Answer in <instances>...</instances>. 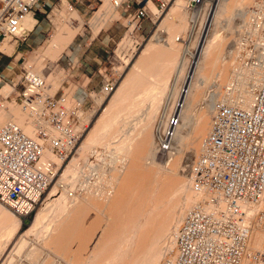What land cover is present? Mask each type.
<instances>
[{
  "label": "built area",
  "instance_id": "1",
  "mask_svg": "<svg viewBox=\"0 0 264 264\" xmlns=\"http://www.w3.org/2000/svg\"><path fill=\"white\" fill-rule=\"evenodd\" d=\"M170 1L108 0L120 6V12L124 8L131 14L132 29H141L143 20L152 21L155 12L148 2L159 14ZM186 1L190 6L197 2ZM46 3L0 0V40L23 41L28 31L17 33L22 15L43 12ZM242 10L248 15L247 26L237 22L241 33L233 38V46L242 47L235 68L245 72L250 98L246 103L218 98L211 104L209 128L190 166L203 194L172 227L169 251L159 264H243V257H248V264L263 262L264 253L246 250L245 243L251 218L248 207L264 199V0H252ZM15 63L8 59L0 66V86L12 87L0 92V108L16 104L31 128L25 131L13 119L0 123V204L23 220L50 183L61 186L58 170L74 149L81 108L78 100L66 103L40 74L24 65L18 66L15 79L9 76ZM236 83L225 84V94L233 92ZM111 88L112 81L106 80L100 91ZM173 120L171 115L169 122ZM166 135L160 138L161 154L168 149ZM259 213L264 222V212Z\"/></svg>",
  "mask_w": 264,
  "mask_h": 264
},
{
  "label": "bare ground",
  "instance_id": "2",
  "mask_svg": "<svg viewBox=\"0 0 264 264\" xmlns=\"http://www.w3.org/2000/svg\"><path fill=\"white\" fill-rule=\"evenodd\" d=\"M171 1L173 4L171 5L168 13L166 12L167 14L166 13L164 14L166 16H164L165 18L162 19L163 22L166 19H168L167 22L171 23L170 27L173 26L175 29L177 30L180 29L179 31H182L185 28V23L187 21V18L192 17V21H194L195 23V26H194L195 28H193L192 34L190 35L192 36L191 39H194L195 36L197 35L196 33L198 32L197 30L200 27L202 16L205 14L204 12H207L208 9L210 11V14L209 13H208L209 15L207 14L209 16V18L207 17V19L208 21L210 20L209 26H207V33L206 34L204 33L205 37L203 38V43L201 42L202 43L200 45L201 47L198 46L199 48H197L196 51L190 50L191 51L190 54L192 56L191 58L194 59V61L192 62V65L189 64L187 66V70H188L186 72L187 74L184 75V79L182 80L184 88H181L179 92L175 91L176 94L178 93L177 99H174L176 100V101L173 100L174 102L171 101L173 103L171 110H173L174 120L169 122V118H170L169 117L167 121H165L166 119L163 121L161 120V122L158 121L159 125H157L158 130H156V132L154 133L155 136L153 137L152 136L153 134L152 135L149 134V137H147L148 139L145 140L146 136L143 135L145 136V138L142 139V142H140L139 148H137L134 145H133L134 147L132 146L133 147L132 148L130 145L133 143V140L130 141L131 137H129V135H131V132L128 129L125 130L124 132H121L122 128L119 129L118 127H116V121L118 122V120L116 119H114V121L111 120L115 122L114 124L110 122V120L108 119L109 117L105 118V116L102 117L100 115L93 122V125H91L92 127L88 130L78 151L81 156L83 155L84 158H86L85 155L87 156L88 155L87 153H91V155H92V152L94 151L98 153L99 150L95 149L97 148L95 147L97 143L99 144L103 142L101 143V146L103 145L106 147L109 144H115L109 147L113 149V146H114V151L116 154V158L114 160L118 161L117 163L118 165L115 164L113 160H111L113 161L114 164H112V168L110 167L111 168L110 178L109 180H107V178L105 180L104 178V181L107 182L108 185L102 186L101 176L104 177L102 175V172L105 173V169L102 167L101 169L98 168L100 163H102L103 160L106 159L105 158L106 156H104L106 154L103 153V157L105 159H103L102 162H100L99 164L90 165L91 164L90 163L87 166L89 169L86 168V170L88 171L85 170L87 174H82V177H81V174L80 176L78 175L79 170L83 168V167L82 168L80 167L81 163L80 164L78 163L80 158L73 157L69 161V163L65 165V167L63 168L62 174L61 175L58 174V181L61 183L60 184L61 186L58 187L59 184L57 183V181L56 183L52 184L53 187L50 189L51 192L49 191L50 193L48 194V198H47L45 205L37 211L36 215L34 216V219L31 221V223L28 225L26 229L22 228V224H21L22 219L16 214H14L15 216H13L11 213L12 211L10 210L11 211L10 212L4 205L1 204L3 207L0 205V264H4V262L7 261L8 258H10L11 260L13 253L16 251H20L23 247L25 246L32 247V244L35 241L34 239L37 240L38 238L39 239L41 238L42 240L46 239L45 242L47 243V246H48L47 248H50V249L53 248L61 253H65L66 251L69 250L68 241H69L70 233H71L70 235H72L73 238L75 234L78 235L77 236L78 238L83 237L82 240L78 239L79 242L83 241L84 236H86V234L88 235V237H89V234L90 235L92 234V231H91L92 228L86 229V226H82L84 224L81 223L82 221L79 219L80 217H83L82 215L84 214V212L88 208H91V207H94V209L97 208V210L100 211L103 215L105 214L103 211L106 212V210L108 209L106 212L107 217L108 216L111 217L108 219L104 218L106 219V222L104 224L105 227H103L101 230V233L98 234L97 240L94 243L95 247L93 246V249L97 248L94 256L96 257L99 255L100 256L102 255L103 261L104 262L106 261L105 264H159L162 257L166 256L165 254L168 253L169 248H170L169 244H170V235H171L172 227L182 217L184 212L203 194V191L194 183L192 179V176L190 174V166H191L192 161L194 160L193 158L196 157V155L198 154L200 141L202 137L205 135L203 133H205V131L208 128V121H206V115H209L210 113L211 104L215 102L216 100H218V98L220 99L228 98L230 100H233V99L240 100L243 103L248 102L250 98V92L248 89V85L246 84L247 76L245 72L242 71L241 67L235 68V65H240L239 56H241L242 54V47L240 45L234 46L231 49H227L228 51L225 50V52L227 51L228 53V56L225 53L226 57L230 58V59L227 58L228 62L225 63V60H223L225 58H222L224 56H221V55L219 56L218 60L220 61L221 59L220 61L221 63L218 64V61L216 62L219 65V67L218 69H216L217 71H215V73L211 76L215 78L216 80H218L217 78L219 77L221 79V80L219 79L220 81H222L223 79L224 81H227L229 79L228 83L229 81H232V80L236 81L237 86L233 92H229L228 94H225V91L223 90L221 83L216 80H213L212 78H211V84L208 85L210 75L208 74L206 75L205 73H203V67H204V63L206 62V61L204 62V57H206V55L207 57L208 55L211 56L209 53L212 54V52L214 51V50L213 51L211 50L213 48L212 40L213 38H215L214 32L220 25L221 27L223 26L220 22V19L223 20L222 18L223 17L225 18L224 20L226 22L227 27L224 28V30L229 29V28L233 29L232 26L235 25L234 23L236 21L243 22L244 27H246L248 15L244 13L243 12L244 10L242 9H244V7L247 6V3L250 4L252 0L250 1L249 0H197L194 6H190L186 0H171ZM104 2L105 3H102V5H100L97 11L98 13L97 12L96 13H97V16H101V17L106 16L105 18L106 20L108 17L109 20L107 21H110V19H112L114 16H117L118 14L117 11H119L120 6H112L108 2V0H104ZM148 6H149V9L152 11V13L155 12L154 15L157 18L159 14L155 11L152 3L148 2ZM196 7L199 10V14L197 12L198 14V17H196L197 19H195L196 11H197ZM29 14L31 13L27 11L22 15L20 24L29 21L31 17L29 16ZM235 15L236 17L238 16L237 20L234 17ZM106 20L104 22H106ZM20 24H19L17 33L21 34ZM163 25H165V23H163ZM167 25L168 24L166 23V26ZM131 27H133V24L131 25ZM67 28L68 26L66 27V29ZM23 30H25V28ZM236 33H237V36L241 33L240 28H239V32L238 30H236ZM60 35L56 34L54 36V39L52 40L50 44L52 48L58 47V45L61 43L60 39L62 38V35L61 36ZM159 35L161 37V34ZM227 36H229V34H227L226 37ZM62 39H65V37ZM2 40L11 42L5 38L1 39L0 42ZM155 41L159 43L162 40L161 38L158 37V40L155 39ZM12 42H15L17 44L16 40H12ZM168 45H169L168 49L166 48L167 46H165V51L168 52V54L170 53L171 55H173V58H175L176 53H177L176 47L171 46L170 43ZM217 45L218 43L214 44V47H216L215 49L216 55L214 53H213L214 56L212 55V57L214 58V62L216 60L215 56L217 57V54H219L217 53V51L218 52L220 51L218 48H221L220 45L219 46ZM153 46L154 44L147 43V46H145V48L143 49L144 59L145 57L149 56L151 52L153 53V51H151V49L154 48ZM170 54L168 56H171ZM186 57L184 56L181 60L182 69L184 68V65L186 64L185 63ZM212 57H211V60L213 59ZM209 58L207 59L209 60ZM147 59L148 58H146V60ZM142 60L143 59H141V61ZM140 63L137 64L138 68L141 66ZM213 65L214 64H212V70L214 68ZM230 65H231V74H229ZM216 66L217 65H215V68ZM208 68H210L209 65H208ZM152 84L151 86L154 87V85ZM156 84H158V82ZM122 85L124 86V84ZM122 85H121V88H122ZM220 86H221V89H218ZM153 87H150V88H153ZM164 87L166 86L164 85ZM203 87H205V90ZM207 87H213V90L209 91L208 90L209 88L206 89ZM157 89L159 88L157 87ZM156 91L159 92L161 91V89L156 90ZM152 92H153V89H152ZM144 93L142 92L143 96H144ZM153 93L155 94V92ZM153 93H151L150 95H152ZM199 101L201 102L205 101V106H204L205 111L203 110L204 112H201V114L199 112L198 116H196L197 114L194 116L192 114V108L195 105H197ZM119 114L121 115L120 112ZM115 116L118 117L119 115H115ZM115 116L114 118H117ZM7 119H13L16 122H19L23 126L25 131H29L31 128L30 125L26 123L25 113L16 104L11 103V104H8L4 108H0V123L4 122ZM110 119H113V118H110ZM135 129L137 130V128ZM119 131L120 133H122V135L124 133V135L118 136L117 134H119ZM166 132H167L166 137L168 140V147L170 149V150L168 149L169 150L168 152H171V150L175 149V147H176L175 150H177L178 149L177 147L183 144L184 145L188 144V146L190 144L191 162H190V165H188L189 167L187 170V175L186 176L184 175V177L186 178L180 177V175L178 174L179 171L177 172L178 170L177 164H178V161L180 160L179 158L174 159V162L172 161L171 166L168 167L167 169L165 168L166 171L162 173V175H160L161 173L159 172L160 170L158 169L159 171H157L156 169L158 168L156 167L158 166V163L154 160V154L156 151H158V149L160 150L159 148L160 142H161L160 138L161 136H164ZM139 133H142V131H140ZM139 133L137 137L139 136ZM77 135H78V132H77ZM115 135L118 136V137L116 136L118 139H120L121 137L123 138L120 141L118 140L114 141L113 139L114 142L106 140V138L112 137ZM111 139L112 138H110V140ZM132 139H135V138H132ZM136 142L138 143L139 141H136ZM130 147L132 149H130ZM188 149L189 148H187V150ZM101 154L102 153L99 152L98 155L100 157L98 158V160L99 159L101 160V157H102ZM109 154L111 155V153H108V155ZM108 158L111 159V157H108ZM143 160H145L146 162L144 163ZM87 161L88 160H86V162ZM104 163L106 164L105 161ZM143 163L145 164V166L146 164L150 166L149 163H151V165L153 164V166L155 167L152 166V168H155L156 169L155 171L159 172V177L160 176L161 177L160 178L156 177L154 175L155 171L153 170L154 171L153 172L149 168H146V169L144 168L143 170L142 169L144 165ZM81 172L82 171H80L79 173ZM181 176H183V173ZM54 188H59L58 190L62 193V195L56 199H51L49 198V195L53 194ZM112 191L114 192L111 193ZM104 208H107V209L103 210ZM259 211L264 212V199L258 200L254 204H252L250 207H248V212L251 215V218L248 223L249 229H248V234H247L246 243H245L246 250L248 251H253V252L263 251L264 252V222H263V217L260 215ZM52 213H54L53 216H52ZM54 215L55 216L57 215L60 218L55 217ZM50 216L51 218H53L52 220L50 219ZM48 217L50 220H48ZM54 218H58V219H54ZM76 219H79L78 222ZM99 219L101 220V218ZM89 229L91 233L89 232L88 234L86 232ZM80 246H81V243H80ZM55 252L56 251H54V253ZM59 252H56V253H59ZM76 252H74L75 255H76ZM69 253H73V252H68L67 254ZM72 255L75 256L74 254ZM248 260H249L248 257H243V264H248L247 263ZM261 264H264V263H261Z\"/></svg>",
  "mask_w": 264,
  "mask_h": 264
},
{
  "label": "rangeland",
  "instance_id": "3",
  "mask_svg": "<svg viewBox=\"0 0 264 264\" xmlns=\"http://www.w3.org/2000/svg\"><path fill=\"white\" fill-rule=\"evenodd\" d=\"M44 1H47V3L44 4L43 12H36L34 16L29 14V16H31L29 21L20 24L21 33H26L28 31L27 29H30L32 27L36 18L38 22H42L44 26H43V29L39 31V39L35 43V45H33L32 47L26 46L25 44L19 45L17 48V51L14 54L16 43L12 42V39L9 40L11 42L2 40L0 42V50L9 54V56L6 57L5 55H2L1 58L2 59L9 58L13 61H16V63L14 64V69H13L14 72H8V75L12 76L14 79L19 74L18 66L24 65L30 70L38 72L39 74L41 73V76L45 79L46 82L49 83L50 90L52 92H55L56 94H62L66 100V103L70 104V103H73L74 100H78L80 108H81L78 112L79 113L78 118L80 122L77 125L78 136L75 142L74 149L66 156L65 160L63 161V164L60 166V169L58 170V174L59 175L62 174L63 168L65 167V165L69 163V161L73 157L80 158L78 163L79 164L81 163L80 164L81 166L80 165L79 166L83 168L79 170V172L80 171L82 172L81 173L78 172V175L80 176L81 174V177H82V174H87L85 170L86 168L89 169L87 166L90 163H91L90 165H93V164L97 165L100 162H102L103 159L106 158L105 160H103L102 163H100L98 168L101 169L102 167L105 169V173L102 172V175L104 177L101 176L102 182L101 181L100 182L102 186H107L108 183L104 181V178L105 180L106 178L107 180H109L110 169L112 168V164H114L113 161L115 162V164L118 163V161L114 160L116 158L114 146H113V149L109 147L115 144H109L106 147L103 145L101 146V143L103 142L99 144L97 143V145H95V147L97 148L95 149L99 150L98 153L94 151L92 152V155L91 153H87L88 154L87 156L84 154L86 157L84 158L83 155L81 156L79 154L78 149L82 141L84 140L88 130L92 127L91 125H93V122L101 115L102 117L105 116V118L109 117L108 119L110 120V122L114 124H115V122H113L114 119L118 120V122L115 120L116 127H118L119 129L122 128L121 132H124L127 129L131 132L132 136L129 135V137H131V139L129 138L130 141L133 140V143L130 145L131 147L134 145L137 148H139V145H140V142H142V139H144L146 136L145 140H147L148 139L147 137H149V134L150 135L153 134L152 136L154 137L155 136L154 133L156 132V130H158L157 125H159V122L165 119H166L165 121H167V119L171 117V115H174L173 110H171V108L173 104L172 102L176 101L174 99H177L178 93L176 94L175 91L179 92L181 88H184L182 80L184 79V75L187 74L186 73L188 71L187 66L189 64L192 65V62L194 61V59L191 58L192 56L190 53L191 51H196V49L199 48L198 46H200L203 43V38L205 37L204 35L207 33V26H209L210 20L208 21L207 17L209 18L208 15L210 14V11L208 9L207 12H204L205 14L203 16L205 17L202 16L200 27L197 30L198 32L196 33L197 35L195 36L194 39H191L192 36L190 35L192 34L193 28H195L194 27L195 23L194 21H192V17L187 18L188 22L186 21L185 28L182 31H179L180 29L178 30L175 29L173 26L170 27L171 23L167 22L168 19H166L163 22L162 19H164L165 18L164 16H166L164 14L166 12L168 13L171 5L173 4L172 1L169 3V5L166 8H164L159 13L157 18L155 17V15H151L152 21L147 19V27L143 29H135V28L132 29L133 27H131V25L133 23L131 22V14L125 11L124 8L122 9L121 12H120L121 9H119V11H117L118 12L117 16H114L112 19H110V21H107L109 20L108 17H107V20L105 19L106 16L105 17L97 16V13H98L97 11L100 5H102V3H105L104 0H68L71 5L70 4L68 5L66 3L64 4L63 2H65V0H61V2L60 0H42V2ZM247 5L249 4L247 3ZM197 12L199 14L198 9L196 11L195 19H197L196 17H198ZM234 17L237 20L238 16L236 17L235 15ZM222 19L223 20L220 19V22L223 26L221 27L220 25L214 32L215 38H213L212 40V45L214 49L210 48L212 51L214 50L215 52L213 51L212 54L209 53L211 56L208 55L207 57L206 55V57H204V62L205 61L206 62L204 63L203 73H205L206 75L207 74L210 75L208 85L211 84V78L213 80H216L215 78L211 76L215 73V71H217L216 69H218L219 67L218 64L221 63L220 62L221 59L220 61L218 60L219 56L220 55L224 56L222 58H225L223 59L225 60V63L228 62V59H230L229 57H226V54L228 56L227 49H231L234 47L233 38L237 36L236 30L239 29L237 28V24H236L237 21L235 20L236 21L234 23L235 25L232 26L233 29L229 28V29L224 30V28H226L227 25L224 20L225 18L223 17ZM105 20L106 22H104ZM163 23H165V25H163ZM166 23L168 24L167 26H166ZM67 26L68 28L66 29ZM24 28L25 30H23ZM58 33L62 35V38L65 37V39H62V38L60 39L61 43L59 44L60 46L58 45V47H56L57 49L52 48L50 44L56 34L60 35ZM159 34H161V37ZM227 34H229V36H227L228 38L226 37ZM157 36L161 38L162 40L159 43L155 41V39L158 40ZM220 42L222 45L220 44ZM20 43H23V41ZM147 43L154 44L153 46L154 48L151 49V51H153V53L151 52V54L154 56L149 54V56L143 59V49L145 48V46H147ZM169 43L171 46L176 47L177 49V53L175 52L176 57L174 56L175 58H173V55H171L170 53L169 54L172 56V58L171 56H168L169 55L168 52L165 51V46H167L166 48L168 49ZM217 43H218L217 46L220 45L221 48H218L220 51L219 52L217 51V53L219 54H217V57L215 56L216 60L214 62V58L212 57V55L213 56L214 54L216 55V50H215L216 47H214V44H217ZM231 45L232 47H230ZM225 50L227 51L225 52ZM70 52H71L70 58H67L65 56V53L68 54ZM162 52L163 53L166 52V53L163 54ZM182 53H184L185 55ZM158 55L159 56L161 55L162 58L161 56L159 57ZM183 55L185 57L187 56L185 58V60L187 61V62L185 61L186 64L184 65L185 70L184 68L182 69V65H181V60L184 57ZM18 56L19 58L16 60ZM140 57L141 59H143L142 61ZM211 57L213 58L212 60H211ZM146 58L148 59L146 60ZM207 58H209V60ZM138 60H139V63L140 61L143 62L140 64L142 67L140 66L138 68L137 66V64H139ZM217 61H218V64L216 63ZM212 64H214L213 70H212ZM208 65L210 68H208ZM215 65H217L216 68H215ZM229 74H231V65L229 67ZM217 79L218 80L216 81L220 82L222 87L225 84H227L229 80L228 79L227 81H224L223 79L222 81H220L221 79L219 77ZM106 80L112 81V88L107 94H105V92L100 91L101 84L104 83ZM157 82L158 84H156ZM122 84H124V86ZM151 84L154 85V87L151 86ZM121 85H122V88H121ZM164 85L166 87H164ZM156 86L159 89H157ZM18 87L19 85H17V88ZM150 87H153V88H150ZM10 88L12 87L8 86L7 84H3L2 86H0V92H5L9 90ZM203 88L205 90V87ZM208 88L210 89L211 87H207L206 89ZM152 89H153V92H155V94L152 92ZM160 89L161 91L159 92L156 91ZM218 89H221V86ZM142 92L143 93L146 92L144 93V96ZM151 93L153 94L150 95ZM112 98L113 99L115 98L114 99L115 101ZM199 102L197 103V105H195L192 108V114L194 116L196 114H197L196 116H198L199 112L201 114V112L205 111V107H204L205 101L203 102L199 101ZM119 112L121 113L122 116L119 114ZM115 115H119V116L117 117ZM114 116L117 118H114ZM208 117L210 118V113L209 115H206V121H208V128H209L210 119ZM110 118H113V119H110ZM135 128H137V130ZM140 131H142V133H139ZM137 132L139 133V136L141 134L140 137L139 136L137 137L138 135ZM117 135L123 136L124 133L122 135V133H120L119 131V134ZM117 135L108 137L106 138V140L111 141V142H114L115 140L120 141L123 137L121 138L119 137L120 139H118ZM110 138L112 139L110 140ZM132 138H135V139H132ZM136 141H139V142L137 143ZM183 145L179 146L180 148L177 147L178 149H180V150L177 149L178 151L175 150L176 149L175 147V149L171 150V152H168L170 150L168 147L169 150L167 149V151L164 152V154L163 153L161 154L159 149L158 151L155 152L154 160L158 163V166H156L158 168L156 169L157 171L160 170L159 171L161 172L160 175H162V173H164L166 169L171 166V163L172 161L174 162V159L179 158L180 160L177 159L179 160L177 164L178 165L177 172L179 171L178 174L180 175V177L186 178L184 177V175L185 176L187 175V170L189 167L188 165H190V162H191V159H190L191 158L190 157L191 148H190V144L189 146L188 144L187 145L185 144L184 146ZM131 147L130 149L133 148ZM181 148L183 149V151ZM187 148L189 149L187 150ZM99 152L102 153L101 160L99 159L100 161L98 160V158L100 157L98 155ZM103 153L106 154L104 155L106 156L105 158L103 157ZM108 153H111L112 156L110 154L108 155ZM113 154L115 157L113 156ZM108 157H111V159ZM86 160L88 161L86 162ZM104 161L106 162V164L104 163ZM143 161L144 163L146 162L145 160ZM149 164L150 166L148 164H146L145 166L144 164L142 169L144 170V168L145 169L149 168L152 171L153 170L155 171L156 169L152 168L153 164L152 165L151 163ZM157 171L154 172V175L160 178L161 176L159 177V172ZM182 173H183V176H181ZM52 184L53 182L47 186L45 191H43V193L39 196V199L37 200L35 208L28 214L27 217H25L22 220L23 222L21 224H22L23 229H26L28 227V225L34 219V216L36 215L37 211L45 205L47 198H48V194L51 192L50 189L53 187ZM113 192L114 191H112L111 193ZM61 195L62 193L58 190V188H54L53 194H50L49 198L56 199ZM93 209L94 207L88 208L82 215L83 217L79 218L82 221L80 222L84 224V225L81 224L82 226H86V229L92 228L91 235L89 234V232L91 233L90 229L88 231L86 230L87 231L86 233H88L89 237L90 236L91 237L89 238L88 235L86 234L87 237L84 236L83 241L79 242V240L80 239L82 240L83 237L78 238L77 237L78 235L75 234L76 236L74 235V238L75 237L76 238L74 239L72 235H70L71 234L70 233L69 234L70 237L68 241V249L70 251L68 250L65 253H61L57 251L56 249L47 248L48 246H47V243L45 242L46 239L42 240L40 238L42 240L41 241L38 238L37 239L38 241L34 239L35 241L32 244V247L25 246L20 251L14 252L15 254L13 253L12 255L13 258L11 257V260L10 258H8L10 261L7 259V261H5L4 264L5 263L6 264H105L106 261L105 262L103 261L102 255L101 256L99 255L96 257L94 256L97 248L93 249V246H94L95 241L97 240L98 234H100L102 228L105 227L104 224L106 222V219L111 218V217L110 216L107 217V213H106L108 210L107 208L103 209V210L107 209L106 212L103 211L106 214V215L104 214L106 217L100 211H98L97 208L94 210ZM11 213L13 216H15L13 212ZM53 214L54 213H52V216ZM55 217H59V216L56 215ZM99 218H101V220ZM50 219L52 220L53 218H51L50 216ZM50 219L48 217V220ZM54 219H58V218H54ZM79 219H76L77 222ZM80 243H81V246H80ZM54 251L59 252V253H56V252L54 253ZM68 252H73V253L67 254ZM74 252H76V255ZM72 254H74L75 256H73ZM260 256H261V261H263L262 263H264V254Z\"/></svg>",
  "mask_w": 264,
  "mask_h": 264
},
{
  "label": "crops",
  "instance_id": "4",
  "mask_svg": "<svg viewBox=\"0 0 264 264\" xmlns=\"http://www.w3.org/2000/svg\"><path fill=\"white\" fill-rule=\"evenodd\" d=\"M60 2H61V0H60ZM64 4L66 3V4H70V2L68 1V0H65V2H63ZM61 4V3H60ZM71 5V4H70ZM43 24H42V22H38L37 21V19H36V21L34 22V24L32 25V27L28 30V32H27V35H26V37H25V39L23 40V43H18L17 45H16V47H15V50H14V54H15V52L17 51V48H18V46L19 45H22V44H25L26 46H33V45H35V43L38 41V39H39V31L40 30H42L43 29ZM147 27V20H143L142 21V27H141V29H143V28H146ZM22 42V41H21ZM2 55H5L6 57L7 56H9V54H6L5 52L4 53H1L0 54V66L1 65H3L9 58H4V59H2L1 57H2ZM70 55H71V52L70 53H65V56L67 57V58H70ZM95 59V58H94ZM98 59V58H97ZM144 59V58H143ZM139 61V60H138ZM137 63V62H136ZM142 63V62H141ZM140 63V64H141Z\"/></svg>",
  "mask_w": 264,
  "mask_h": 264
}]
</instances>
